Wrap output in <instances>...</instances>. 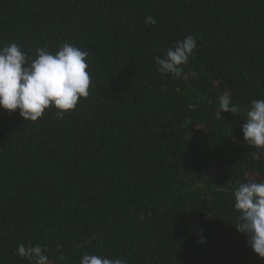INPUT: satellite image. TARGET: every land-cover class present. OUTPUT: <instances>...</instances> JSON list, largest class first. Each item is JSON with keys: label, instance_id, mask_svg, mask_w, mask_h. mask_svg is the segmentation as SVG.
I'll list each match as a JSON object with an SVG mask.
<instances>
[{"label": "trees", "instance_id": "16d2710c", "mask_svg": "<svg viewBox=\"0 0 264 264\" xmlns=\"http://www.w3.org/2000/svg\"><path fill=\"white\" fill-rule=\"evenodd\" d=\"M189 34L182 74L160 72L154 57ZM12 42L33 58L87 51L91 84L62 119L0 108V264H30L15 254L29 242L48 264H264L233 196L264 180V150L242 133L264 99V0H0V45ZM225 92L236 114L220 113Z\"/></svg>", "mask_w": 264, "mask_h": 264}, {"label": "clouds", "instance_id": "9594fccd", "mask_svg": "<svg viewBox=\"0 0 264 264\" xmlns=\"http://www.w3.org/2000/svg\"><path fill=\"white\" fill-rule=\"evenodd\" d=\"M156 20L147 16L145 25H154ZM197 46V37L189 34L169 49L166 58L154 57L158 70L165 74L180 76L182 65L189 63ZM33 58L21 45L12 42L0 45V108L8 112L19 110L26 121L41 118L46 109L54 108L55 115L62 119L77 107L81 98L89 96L91 84L89 53L65 42L54 51L48 46L36 48ZM198 78V72L191 73ZM221 112L237 113L230 93L219 97ZM242 125L244 141L258 150H264V99L250 102ZM234 208L238 212L237 229L246 234L247 245L260 258H264V180L249 179L234 190ZM201 243L205 240L202 238ZM46 250L31 242L18 244L15 254L27 259L30 264H48ZM80 264H127L123 258H110L100 254H83Z\"/></svg>", "mask_w": 264, "mask_h": 264}]
</instances>
